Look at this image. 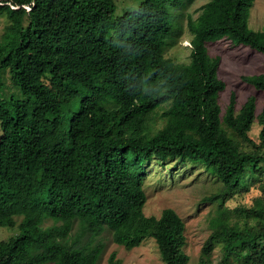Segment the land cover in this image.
Here are the masks:
<instances>
[{
    "label": "trees",
    "instance_id": "trees-1",
    "mask_svg": "<svg viewBox=\"0 0 264 264\" xmlns=\"http://www.w3.org/2000/svg\"><path fill=\"white\" fill-rule=\"evenodd\" d=\"M139 1L117 16L115 0H0V228L15 230L0 264H97L106 232L127 249L153 238L164 264H189L183 218L144 213L154 160L197 164L221 182L204 199L218 205L198 264H213L217 248L219 264H264V107L250 97L237 110L233 95L222 114L221 59L207 46L264 53V27L249 26L255 0H208L190 15L188 64L165 51L191 0ZM243 80L264 92V74ZM257 180L251 206L226 207ZM109 263L123 264L116 253Z\"/></svg>",
    "mask_w": 264,
    "mask_h": 264
},
{
    "label": "rangeland",
    "instance_id": "rangeland-1",
    "mask_svg": "<svg viewBox=\"0 0 264 264\" xmlns=\"http://www.w3.org/2000/svg\"><path fill=\"white\" fill-rule=\"evenodd\" d=\"M118 6L117 16L137 8L139 0H115ZM208 0H191L185 2L176 11V30L173 39L165 51V56L177 64L190 63L193 35L188 28L190 15L197 17L200 7ZM249 26L259 31L264 27V0H255L251 8ZM6 20L0 18V31L3 32ZM213 57L219 56L220 66L218 77L226 84L220 95L222 114L227 110L231 97L236 96L237 110L250 97H255L257 112L264 107V92L258 91L252 85L244 82L243 76L264 74V53L244 45H235L230 40H219L207 44ZM8 86L10 82L7 80ZM166 105L160 106L156 114L166 110ZM158 127L162 125L157 124ZM261 125L255 121L250 132L252 139L259 141ZM259 181L250 182L248 191L237 192L226 201V207L234 209L238 206L248 207L253 199L261 194ZM221 187V182L210 175L205 168L190 162L175 160H154L146 168L143 189L147 194L144 207L146 216L160 217L165 209H174L185 221V243L183 250L190 257L189 264H198L201 249L211 233L209 217L217 209V203L205 201V197L214 195ZM50 224V223H49ZM78 227L75 226L74 232ZM15 234V230L1 227L0 241H5ZM101 240L105 242L103 254L97 264H110L113 253L123 264H164L158 246L153 238L145 240L140 246L127 249L112 240L110 232H106ZM222 253L217 248L213 254V264H219Z\"/></svg>",
    "mask_w": 264,
    "mask_h": 264
},
{
    "label": "bare ground",
    "instance_id": "bare-ground-1",
    "mask_svg": "<svg viewBox=\"0 0 264 264\" xmlns=\"http://www.w3.org/2000/svg\"><path fill=\"white\" fill-rule=\"evenodd\" d=\"M103 118V117H102ZM86 236H88V235H86ZM88 239V238H87ZM102 241H100V243H101ZM103 244V243H102ZM104 246V245H103Z\"/></svg>",
    "mask_w": 264,
    "mask_h": 264
}]
</instances>
